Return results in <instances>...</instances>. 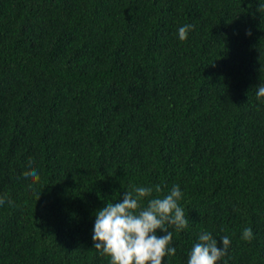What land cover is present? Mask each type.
Masks as SVG:
<instances>
[{
    "label": "trees",
    "instance_id": "trees-1",
    "mask_svg": "<svg viewBox=\"0 0 264 264\" xmlns=\"http://www.w3.org/2000/svg\"><path fill=\"white\" fill-rule=\"evenodd\" d=\"M0 264H264V0H0Z\"/></svg>",
    "mask_w": 264,
    "mask_h": 264
}]
</instances>
